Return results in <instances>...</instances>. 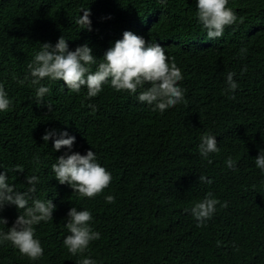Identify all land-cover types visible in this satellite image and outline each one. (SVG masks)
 <instances>
[{
    "label": "trees",
    "instance_id": "trees-1",
    "mask_svg": "<svg viewBox=\"0 0 264 264\" xmlns=\"http://www.w3.org/2000/svg\"><path fill=\"white\" fill-rule=\"evenodd\" d=\"M241 1L228 0L238 22L210 40L196 22L195 0H0V83L12 99L10 110L0 113V165L21 191L25 175L39 176L33 196L56 205L53 220L34 226L43 255L29 261L5 242L0 264H75L62 245L73 204L92 213L100 238L90 243L89 253L99 264H264V174L254 164L264 148V28L258 19L264 0ZM87 7L91 31L75 23ZM127 25L146 44L164 46L181 68L183 103L157 113L107 84L87 98L86 89L74 93L60 80L62 89L49 85L44 96L49 111L33 99L30 79L19 85L13 78L24 77L39 43L63 35L70 49L87 42L101 57ZM200 57L213 63L218 81L205 89ZM228 71L238 83L234 93L221 89ZM50 128L75 133L73 150L82 144L84 151L100 153L98 162L112 175L103 192L78 197L50 175L54 157L62 154L53 155L51 138H41ZM204 132L215 135L220 149L210 153L211 162L198 154ZM34 155L39 164L32 162ZM228 156L236 161L235 171L224 165ZM16 166L23 171H13ZM199 174L211 183L200 182ZM208 191L228 204L217 205L198 225L185 209ZM107 194L114 202H105ZM18 214L14 205H5L0 216L7 224L0 228L6 230Z\"/></svg>",
    "mask_w": 264,
    "mask_h": 264
},
{
    "label": "clouds",
    "instance_id": "clouds-1",
    "mask_svg": "<svg viewBox=\"0 0 264 264\" xmlns=\"http://www.w3.org/2000/svg\"><path fill=\"white\" fill-rule=\"evenodd\" d=\"M249 1L242 0L240 3L245 5ZM160 2L164 3L165 0ZM230 3L232 2L228 3V0H195L196 22L207 39L218 40L223 36L226 26L238 22L236 11L228 7ZM81 9L83 14L76 17L75 23L79 29L91 31L90 9L88 7ZM258 19L263 22L262 28H264V9L259 12ZM39 45V49L33 52L30 61L26 64L27 71L24 77H13L19 85L30 79L34 89L33 99L37 104L43 102L44 96L50 92L49 85L62 89L60 80L74 93H80L83 87L86 89L87 98L97 96L107 84L115 91H127L129 95H134L137 102L148 105V109L157 113H163L185 101L186 89L180 85L183 80L181 68L167 54L164 46L157 42L146 44L144 37L134 34L129 25L120 38L114 40L105 49L102 59L93 54L87 42L70 49L63 35L57 37L54 43L45 41ZM240 51L243 53L246 49L241 48ZM200 60L205 67V74L199 80L203 88L210 83L217 84L218 81L210 71L213 63L203 57H200ZM233 76L232 71H228L224 76L225 89H221L226 93H234L238 88ZM43 103L49 111L52 110V104ZM11 107L12 99L3 83H0V113L10 110ZM90 107L95 110V105ZM41 138L45 142L51 138L53 155L62 153L53 156L54 160L49 170L50 175L54 176L62 186H70L78 197L87 198L96 196L108 187L112 175L98 162L100 153L92 148L84 151L82 144L73 150V144L78 141L75 133L67 131L66 128L60 130L50 128L42 133ZM197 149L198 154L208 162H211L210 153L220 150L215 135L211 132L201 133ZM32 162L39 164V157L34 155ZM254 164L259 172L264 174V148L258 150ZM224 165L232 171L236 170V161L231 156L225 159ZM0 169H3L0 170V210L5 205H14L19 213L6 230L0 228V244L7 242L29 261H36L43 255V247L35 235L34 226L40 222L53 220L52 212L56 205L51 199H39L33 196L40 180L39 176L25 175L27 187L21 191L11 182L10 176L6 175L8 170L2 165ZM15 170L23 171V168L16 166L13 171ZM198 180L204 184L211 183V179L203 174H199ZM235 198H238L237 194ZM104 199L106 203H112L115 197L107 194ZM227 204V201H220L208 191L185 211L198 225H201L212 217L217 205L227 207ZM66 218L67 233L63 237L62 245L75 257V264H99L89 253L90 243L100 238V232L92 226L91 211L73 204L67 210ZM6 224V218L0 216V225ZM206 264L226 263L219 260L216 263Z\"/></svg>",
    "mask_w": 264,
    "mask_h": 264
},
{
    "label": "bare ground",
    "instance_id": "bare-ground-1",
    "mask_svg": "<svg viewBox=\"0 0 264 264\" xmlns=\"http://www.w3.org/2000/svg\"><path fill=\"white\" fill-rule=\"evenodd\" d=\"M205 45H206V44H205ZM205 45H204V46H205Z\"/></svg>",
    "mask_w": 264,
    "mask_h": 264
}]
</instances>
